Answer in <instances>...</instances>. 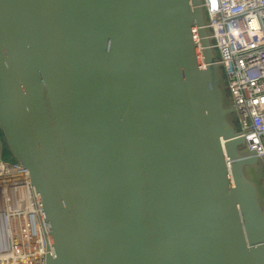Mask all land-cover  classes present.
<instances>
[{
  "label": "water",
  "instance_id": "water-1",
  "mask_svg": "<svg viewBox=\"0 0 264 264\" xmlns=\"http://www.w3.org/2000/svg\"><path fill=\"white\" fill-rule=\"evenodd\" d=\"M209 30L203 0H0V130L46 264H264V163Z\"/></svg>",
  "mask_w": 264,
  "mask_h": 264
},
{
  "label": "built area",
  "instance_id": "built-area-1",
  "mask_svg": "<svg viewBox=\"0 0 264 264\" xmlns=\"http://www.w3.org/2000/svg\"><path fill=\"white\" fill-rule=\"evenodd\" d=\"M203 6L238 134L264 163V0H203ZM4 144L0 134V264H46L52 251L35 187L27 167L3 157Z\"/></svg>",
  "mask_w": 264,
  "mask_h": 264
},
{
  "label": "trees",
  "instance_id": "trees-1",
  "mask_svg": "<svg viewBox=\"0 0 264 264\" xmlns=\"http://www.w3.org/2000/svg\"><path fill=\"white\" fill-rule=\"evenodd\" d=\"M0 134L3 136L2 134V131L0 130ZM3 157L6 158V159H10V160H14L15 159L11 156L10 152H9V149L7 148L6 144H4L3 146Z\"/></svg>",
  "mask_w": 264,
  "mask_h": 264
},
{
  "label": "rangeland",
  "instance_id": "rangeland-1",
  "mask_svg": "<svg viewBox=\"0 0 264 264\" xmlns=\"http://www.w3.org/2000/svg\"><path fill=\"white\" fill-rule=\"evenodd\" d=\"M259 179H260L259 184H260V187L262 188L261 193L263 196L264 195V167H263V176L260 175Z\"/></svg>",
  "mask_w": 264,
  "mask_h": 264
}]
</instances>
